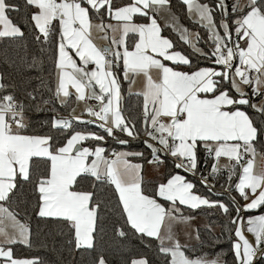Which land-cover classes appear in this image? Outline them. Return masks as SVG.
<instances>
[{"label":"snow or ice","instance_id":"1","mask_svg":"<svg viewBox=\"0 0 264 264\" xmlns=\"http://www.w3.org/2000/svg\"><path fill=\"white\" fill-rule=\"evenodd\" d=\"M181 3L206 39L170 0H0V62L25 70L0 74V264H44L15 251L32 219L108 264L111 215L115 236L155 249L126 264H264V0ZM201 212L218 223L202 231Z\"/></svg>","mask_w":264,"mask_h":264},{"label":"trees","instance_id":"2","mask_svg":"<svg viewBox=\"0 0 264 264\" xmlns=\"http://www.w3.org/2000/svg\"><path fill=\"white\" fill-rule=\"evenodd\" d=\"M227 2L230 3L231 0H227ZM170 3L171 11L178 17L181 25L187 27L190 31H199L202 38L206 39L205 31L199 28L197 25L193 24L192 21L188 19L185 11V6L181 3V0H170ZM13 19L14 22H18L22 28L24 27L26 17L24 16L23 12L19 14L13 13ZM24 30L26 33L29 31V29L27 28H24ZM163 35L168 36L173 40L177 50H181L186 53L191 51L188 45L180 41L177 34L172 32L171 29H165ZM21 43H25L28 45L29 52H33L36 50L37 46L32 44L31 39L23 42L18 41L12 46L10 51L13 59L16 58L15 54L19 51L18 45ZM199 46H204L203 39L200 42ZM20 54L23 53L21 52ZM0 74L8 75L10 76V78L19 81L22 76L25 75V70L22 67H9L7 64L0 62ZM28 75H32L34 77L35 73H28ZM125 103L128 106L134 105L136 103V97H126ZM42 118H44L43 113L37 117V119ZM108 146H110L111 149L115 150H119L121 148H130L141 151L144 150L143 145L138 141H131L130 145L121 146L109 139ZM162 171L164 170L162 169ZM189 179L193 178L189 176ZM222 182L223 180L217 182V191L220 190V184ZM201 190L203 191V189ZM223 198L227 199V197ZM20 210L22 211V206ZM117 218V216L111 215L107 219L106 235L104 236L103 241L97 249L98 253H102L104 255L108 264H126V262L130 259L138 258L141 255L146 256L149 260L155 259V249L146 248L144 246V242H141L140 240L132 236H129L127 239H125L114 235V232L112 231V225ZM196 219L203 220L205 224H207L210 220L218 223L215 216L210 217L209 215H207V213L204 212L196 214ZM31 226L33 231V247L31 249H25L23 248V246L17 247L15 250L17 255L37 256L42 261H44V264H86V262L91 260V256H87L79 252L72 253L70 251L66 243L67 237L59 234V225L51 221H40L38 223L36 219H32ZM200 227L203 231V226ZM217 232H219L218 228ZM223 248L226 251L227 245L223 244ZM216 251H220V248H213L211 244H206L204 247V252L209 256L213 255Z\"/></svg>","mask_w":264,"mask_h":264},{"label":"crops","instance_id":"3","mask_svg":"<svg viewBox=\"0 0 264 264\" xmlns=\"http://www.w3.org/2000/svg\"><path fill=\"white\" fill-rule=\"evenodd\" d=\"M162 24H163V20L160 21ZM180 22V21H179ZM175 33V32H174ZM176 34V33H175ZM178 36V35H177ZM179 37V36H178ZM139 86V83L137 84V87ZM77 111L79 112V108L77 109ZM117 151H136L134 149H124V148H121ZM133 162L136 163V162H139L138 160H136L135 158H133ZM255 166L257 169L261 168V167H264V159H262L261 155H257L256 158H255ZM146 175H151L150 172L146 173ZM198 222H194V225H197ZM251 238V237H249Z\"/></svg>","mask_w":264,"mask_h":264},{"label":"rangeland","instance_id":"4","mask_svg":"<svg viewBox=\"0 0 264 264\" xmlns=\"http://www.w3.org/2000/svg\"><path fill=\"white\" fill-rule=\"evenodd\" d=\"M178 23L181 24V23L179 22V20H178ZM191 32H194V31H191ZM176 34L179 36L178 33H176ZM196 222H198L197 225H199V226H204V225H205V223H204L203 220L196 219Z\"/></svg>","mask_w":264,"mask_h":264},{"label":"built area","instance_id":"5","mask_svg":"<svg viewBox=\"0 0 264 264\" xmlns=\"http://www.w3.org/2000/svg\"><path fill=\"white\" fill-rule=\"evenodd\" d=\"M211 182V181H210Z\"/></svg>","mask_w":264,"mask_h":264}]
</instances>
